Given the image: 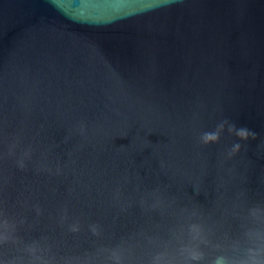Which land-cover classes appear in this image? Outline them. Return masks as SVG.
<instances>
[{
	"label": "water",
	"instance_id": "95a60500",
	"mask_svg": "<svg viewBox=\"0 0 264 264\" xmlns=\"http://www.w3.org/2000/svg\"><path fill=\"white\" fill-rule=\"evenodd\" d=\"M0 264H264V0H0Z\"/></svg>",
	"mask_w": 264,
	"mask_h": 264
}]
</instances>
